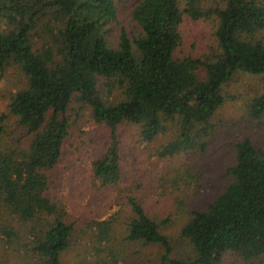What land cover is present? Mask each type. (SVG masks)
Segmentation results:
<instances>
[{
	"label": "trees",
	"instance_id": "obj_1",
	"mask_svg": "<svg viewBox=\"0 0 264 264\" xmlns=\"http://www.w3.org/2000/svg\"><path fill=\"white\" fill-rule=\"evenodd\" d=\"M126 1L0 0V68L14 63L27 77L11 95L9 114L0 115V237L19 242L41 264H63L76 234L88 233L70 218L56 172L74 123L88 110L111 131L108 147L91 155V165L94 177L130 209L124 242L157 246L163 264H223L225 255L247 264L261 261L260 144L250 137L236 144L228 184L205 209L193 211L181 228L190 249L175 255L162 228L167 221L152 215L139 196L140 181L124 180L118 138L122 126L136 132L137 144L172 132L156 152L171 162L206 151L226 84L238 72L264 83V0H135L130 10L140 36L132 40L123 32L115 45L109 27ZM209 17L218 22L217 52L182 56L184 21ZM248 107L252 118L264 121V88ZM10 115L32 135L25 147L4 137ZM102 217L89 225L94 250L103 264H119L113 221Z\"/></svg>",
	"mask_w": 264,
	"mask_h": 264
},
{
	"label": "rangeland",
	"instance_id": "obj_2",
	"mask_svg": "<svg viewBox=\"0 0 264 264\" xmlns=\"http://www.w3.org/2000/svg\"><path fill=\"white\" fill-rule=\"evenodd\" d=\"M134 1L124 2L116 20L109 27V37L115 45L123 32L132 40L140 36L141 29L132 19L130 10ZM217 23L212 17L186 19L182 27L183 43L179 53L192 57L212 56L218 50L214 34ZM38 41L41 39L37 38V44ZM26 82L27 77L20 66L9 63L0 68V115L9 114L11 95ZM263 88L260 76L245 72L235 74L224 88L226 102L215 116L217 128L208 149L183 155L174 159V162L159 159L156 155L161 143L169 139L172 132L152 144H137L136 132L131 127H120L118 139L124 180L140 181L142 188L139 196L152 215L167 221L162 228L171 236L175 255H183L190 249L186 239L181 236V228L193 211L205 209L228 184L226 170L233 162L236 144L242 138L250 137L264 149V121L252 118L248 107L250 99L261 93ZM72 117L75 119L74 113ZM74 127L56 171L62 179L57 192L70 218L74 219L75 226L88 233L76 234L72 246L63 254V264H103L94 250L92 236V221L101 219L102 215V219L111 218L113 221L114 246L121 252L119 264H163L157 246L124 242L131 217L130 209L117 202L119 199L116 191L107 190L94 177L91 155L106 150L111 140L110 129L96 123L88 110L84 117L81 115L74 123ZM4 128L5 139L15 148L25 147L32 137L18 118L12 115L6 120ZM186 170L191 177L185 174ZM176 178L178 182L174 181ZM125 196L122 193V197ZM91 222L92 227L89 226ZM108 257L111 258L110 255ZM0 264L41 262L19 242L0 237ZM223 264L247 263L235 255H225ZM255 264H264V256Z\"/></svg>",
	"mask_w": 264,
	"mask_h": 264
}]
</instances>
